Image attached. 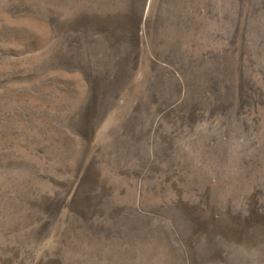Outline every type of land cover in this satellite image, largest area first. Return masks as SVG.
I'll use <instances>...</instances> for the list:
<instances>
[{
    "label": "rangeland",
    "instance_id": "rangeland-1",
    "mask_svg": "<svg viewBox=\"0 0 264 264\" xmlns=\"http://www.w3.org/2000/svg\"><path fill=\"white\" fill-rule=\"evenodd\" d=\"M145 2L0 0V264H264V0Z\"/></svg>",
    "mask_w": 264,
    "mask_h": 264
},
{
    "label": "bare ground",
    "instance_id": "bare-ground-1",
    "mask_svg": "<svg viewBox=\"0 0 264 264\" xmlns=\"http://www.w3.org/2000/svg\"><path fill=\"white\" fill-rule=\"evenodd\" d=\"M136 4V3H135ZM150 4V0H146V2H145V6L146 7H148V5ZM146 7H144V8H146ZM153 31V30H152ZM152 31H150V34H149V38H151L152 39V37L154 36L153 35V33H152ZM149 33V32H148ZM153 39H156L155 37L153 38ZM147 40V39H146ZM155 41V40H154ZM150 42H152V40L150 41ZM152 44V43H151ZM154 44V43H153ZM152 46L153 45H151V47L150 48H152ZM164 54V53H163ZM165 55V54H164ZM161 57V56H160ZM167 61H168V63H170V64H172L173 62H171V59H170V57L167 59ZM176 67H177V70H179L180 72H182L183 70H184V68L185 67H183L182 65L181 66H179L177 63H176ZM176 69V68H175ZM185 72V71H184ZM228 73V72H227ZM229 75V74H228ZM239 78V77H238ZM235 81V80H234ZM229 84V83H228ZM229 85H232V84H229ZM240 112V111H239ZM238 112V113H239Z\"/></svg>",
    "mask_w": 264,
    "mask_h": 264
}]
</instances>
